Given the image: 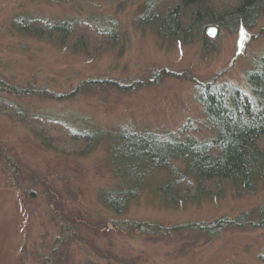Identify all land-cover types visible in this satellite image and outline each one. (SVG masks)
I'll return each mask as SVG.
<instances>
[{
    "label": "rangeland",
    "instance_id": "obj_1",
    "mask_svg": "<svg viewBox=\"0 0 264 264\" xmlns=\"http://www.w3.org/2000/svg\"><path fill=\"white\" fill-rule=\"evenodd\" d=\"M142 1L0 0V84L37 92L14 97L0 90V104L14 110H0V264H50L56 257L54 264H261L264 214L254 227L225 229L210 239L182 241L186 236L178 233L152 236L112 228L128 220L168 226L236 219L245 212L256 221L257 210L264 208L261 183L251 194L226 185L220 195L171 204L158 189L166 171L137 167L145 156L131 136L144 132L152 144L168 133L178 140L208 137L198 86L226 84L248 92L247 73L264 54V11L246 28H217L214 38L207 36L213 43L200 37L169 41L150 26H134ZM27 15L113 20L125 45L90 58L51 38L23 35L12 21ZM162 68L180 75L132 92L78 88L91 79L129 84ZM69 92L72 98L50 96ZM15 112L86 129L97 134V143L85 155L52 146ZM4 154L55 189L60 214L75 225L72 237L62 239L67 222L61 225L52 215L43 185L22 178L16 186ZM129 188L137 196L120 201L119 192ZM114 198L119 211L107 205Z\"/></svg>",
    "mask_w": 264,
    "mask_h": 264
},
{
    "label": "trees",
    "instance_id": "obj_2",
    "mask_svg": "<svg viewBox=\"0 0 264 264\" xmlns=\"http://www.w3.org/2000/svg\"><path fill=\"white\" fill-rule=\"evenodd\" d=\"M140 6L141 10L134 18V26H150L161 38L169 41L187 42L190 38L200 37L203 43H213L206 35L208 27L236 30L248 26L264 11V0H143ZM114 22L98 16L58 21L27 15L14 18L12 25L25 36L51 38L73 52L95 58L103 52L125 45ZM256 65L246 76L248 92L226 84L218 87L214 83L198 86L197 99L203 106L205 128L209 133L205 139L187 136L178 140L168 133L162 137L156 135L160 141L152 144L147 134L133 131L131 136L136 144L135 149L142 150L145 156L136 166L166 171L167 179L158 189L171 204L188 203L189 200L199 202L211 195H220L226 185H230L233 192L238 194H251L257 188L256 185H264V54L258 58ZM179 75L162 68L154 70L147 78L134 80L129 84H119L107 78L91 79L81 82L78 88L100 90L111 87L120 92H132L141 87L153 86L166 76ZM0 90L7 91L14 97L37 94L30 88L21 89L14 84H0ZM76 91L78 92L77 88L74 92ZM74 92L61 96L54 93L50 96L57 100L67 99L72 98ZM0 110L14 111L1 104ZM15 116L23 117L21 119L41 133L42 135H38L48 144L71 150L78 155H85L97 143V134L83 128H74L57 120L43 122L39 117L22 113L15 112ZM1 158L10 171L12 180L17 182V187L18 180L22 178L44 186L52 215L61 221V225L64 220L67 222L68 227L64 226L67 233L62 234V239L72 237L76 233L75 225L71 224L68 216L60 214V202L55 189L44 179L41 180L38 174L20 167L11 156L4 154ZM119 194L118 199L122 201L135 198L137 190L129 188ZM119 200L109 205L115 211H119ZM263 214L264 208L260 207L256 212V221L251 219V213L245 212L236 219L221 217L212 222L190 221L168 226L128 220L118 226L112 225V228L120 232L149 233L152 236L178 233L186 236L182 241L210 239L225 229L254 227L253 224L263 220ZM56 258H49L50 264H54ZM260 258L261 264H264V254Z\"/></svg>",
    "mask_w": 264,
    "mask_h": 264
},
{
    "label": "water",
    "instance_id": "obj_3",
    "mask_svg": "<svg viewBox=\"0 0 264 264\" xmlns=\"http://www.w3.org/2000/svg\"><path fill=\"white\" fill-rule=\"evenodd\" d=\"M217 34V28L215 26H210L206 29V35L210 38H214Z\"/></svg>",
    "mask_w": 264,
    "mask_h": 264
},
{
    "label": "bare ground",
    "instance_id": "obj_4",
    "mask_svg": "<svg viewBox=\"0 0 264 264\" xmlns=\"http://www.w3.org/2000/svg\"><path fill=\"white\" fill-rule=\"evenodd\" d=\"M245 28L247 27V26H244ZM258 60V59H257ZM257 60L255 61V63H254V67L256 68V63H257ZM253 70V69H252ZM116 199L114 198V200H112V202L114 203V201H115ZM116 201H118V200H116ZM113 205L112 203H109V204H107V205Z\"/></svg>",
    "mask_w": 264,
    "mask_h": 264
}]
</instances>
